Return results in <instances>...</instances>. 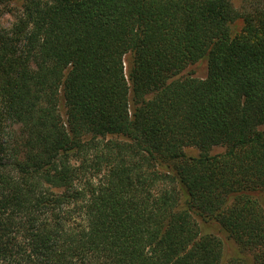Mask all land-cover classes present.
Here are the masks:
<instances>
[{
  "label": "trees",
  "instance_id": "trees-1",
  "mask_svg": "<svg viewBox=\"0 0 264 264\" xmlns=\"http://www.w3.org/2000/svg\"><path fill=\"white\" fill-rule=\"evenodd\" d=\"M0 264H264V0H25Z\"/></svg>",
  "mask_w": 264,
  "mask_h": 264
},
{
  "label": "rangeland",
  "instance_id": "rangeland-1",
  "mask_svg": "<svg viewBox=\"0 0 264 264\" xmlns=\"http://www.w3.org/2000/svg\"><path fill=\"white\" fill-rule=\"evenodd\" d=\"M25 0H11L10 2L0 5V29H7L16 20V16L22 11V6ZM233 6L236 9L241 8L243 0H231ZM125 66L127 68L128 58L124 59ZM207 75V64L206 62L200 61L192 66H189L181 73V77L191 76L199 79H204ZM223 148H213L212 154L222 153ZM189 153L196 154V151H189Z\"/></svg>",
  "mask_w": 264,
  "mask_h": 264
}]
</instances>
